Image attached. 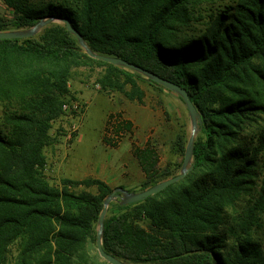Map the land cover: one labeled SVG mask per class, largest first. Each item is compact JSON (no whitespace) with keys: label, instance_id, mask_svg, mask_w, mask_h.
<instances>
[{"label":"trees","instance_id":"1","mask_svg":"<svg viewBox=\"0 0 264 264\" xmlns=\"http://www.w3.org/2000/svg\"><path fill=\"white\" fill-rule=\"evenodd\" d=\"M3 1L13 18L0 32L68 19L94 53L185 88L201 117L190 174L144 202L111 203L104 250L125 264H264V0ZM209 3L202 28L190 29L195 8ZM81 68L99 70L101 92L130 101L143 102L139 83L165 90L90 58L59 22L31 39L0 40V264H109L97 238L113 189L47 175L51 131L76 99L70 83ZM187 144L178 133L181 161L162 169L154 147L135 152L141 192L180 173Z\"/></svg>","mask_w":264,"mask_h":264},{"label":"rangeland","instance_id":"2","mask_svg":"<svg viewBox=\"0 0 264 264\" xmlns=\"http://www.w3.org/2000/svg\"><path fill=\"white\" fill-rule=\"evenodd\" d=\"M41 1L43 0H34ZM211 3L195 8L194 16L188 23L190 29L202 28L204 15L201 9L212 6ZM12 18L13 11L0 0V23ZM98 73L99 70L84 68L75 72L73 94L79 101L87 103V110L79 125L78 138L72 142L66 139L72 120L66 118L55 123L52 134L56 142L47 150L48 158L51 159L48 178L57 185L72 172L78 177L88 173L92 175H89L90 178L104 179L113 191L123 187L130 192L139 193L146 175L135 152L154 147L159 157V168L170 163L179 164L181 160L175 154L173 146L178 133L184 132L188 142L191 138L189 111L178 94L167 89L161 92L147 83H139L146 94L143 102L130 101L118 92H101L96 84ZM128 123L131 125L129 130ZM261 125L264 126V119L261 120ZM111 130L118 140L109 138ZM60 155H66V158L63 157V165H60V159H56ZM82 190L84 188H79L77 192ZM88 191L97 193V188L93 187ZM260 235L264 241V230Z\"/></svg>","mask_w":264,"mask_h":264},{"label":"water","instance_id":"3","mask_svg":"<svg viewBox=\"0 0 264 264\" xmlns=\"http://www.w3.org/2000/svg\"><path fill=\"white\" fill-rule=\"evenodd\" d=\"M57 22L64 24L67 31L70 34L77 37L81 47L84 49V51L90 58L111 64V65L128 68L134 72H137L147 77L148 79L162 86L163 88L175 94H178L183 99L189 111L190 118H191L192 135L186 147L184 162H183L180 174L166 181H163L148 190H145L139 193L130 192L124 189L123 187L117 188L107 197V199L104 202V209L102 211V214L99 220L97 251L99 253V256L109 264H125L124 262L118 260L114 256L108 254L103 248L104 223H105V219H106L111 203L120 201L123 206H128L131 204L144 202L150 197L160 194L161 192L166 190L168 187L184 180L193 169L192 163H193V156H194V146H195V140H196L197 134L201 126V117L197 111V108L193 104L189 93L187 92L185 88L165 78H162L154 73H151L148 70H145L137 65L131 64L123 59L110 57V56H104V55H98L94 53L92 49L85 42L83 36L72 26L70 20L68 19L59 18V17H50V18L41 20L33 28H30L27 30L0 32V40L31 39V38L36 37L40 33V31L46 26L52 23H57Z\"/></svg>","mask_w":264,"mask_h":264},{"label":"built area","instance_id":"4","mask_svg":"<svg viewBox=\"0 0 264 264\" xmlns=\"http://www.w3.org/2000/svg\"><path fill=\"white\" fill-rule=\"evenodd\" d=\"M87 110V103L79 101L78 99H72L69 102L65 103L63 107V111L66 115V118L72 120V125L70 130L66 134V139L70 142L76 140L78 138V134L80 131V123L83 120L85 113ZM112 140H118V137L115 133L110 131L109 138Z\"/></svg>","mask_w":264,"mask_h":264},{"label":"crops","instance_id":"5","mask_svg":"<svg viewBox=\"0 0 264 264\" xmlns=\"http://www.w3.org/2000/svg\"><path fill=\"white\" fill-rule=\"evenodd\" d=\"M72 85H73V82H71L70 83V89L72 90V92H74V88H72ZM55 125V124H54ZM53 128H54V126H53ZM53 130V129H52ZM51 135L53 136V134H52V131H51ZM47 150H48V148L46 149V157H47V161H48V167H49V162H50V160L51 159H49L48 158V155H47ZM63 157L64 158H66V155H60V157H57L56 159H60L59 161H60V165H63V163H64V160H63ZM58 163V161H56V164ZM48 171V170H47ZM78 175H81V174H78ZM90 174H88V173H86V174H84V176H81V177H78L77 175H76V173H70L68 176H66V177H64V178H62V179H70V180H77V181H80V180H84V179H88V178H90V176H92V175H90ZM102 178H100V180H101ZM102 180H104V179H102Z\"/></svg>","mask_w":264,"mask_h":264}]
</instances>
